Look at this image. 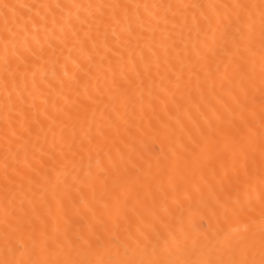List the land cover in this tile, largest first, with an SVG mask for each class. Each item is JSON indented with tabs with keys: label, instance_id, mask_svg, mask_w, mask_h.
<instances>
[{
	"label": "snow or ice",
	"instance_id": "snow-or-ice-1",
	"mask_svg": "<svg viewBox=\"0 0 264 264\" xmlns=\"http://www.w3.org/2000/svg\"><path fill=\"white\" fill-rule=\"evenodd\" d=\"M0 264H264V0H0Z\"/></svg>",
	"mask_w": 264,
	"mask_h": 264
}]
</instances>
